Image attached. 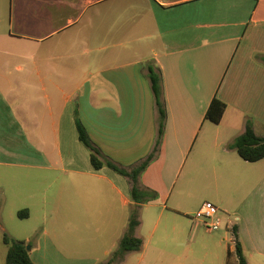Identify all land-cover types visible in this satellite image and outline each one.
I'll list each match as a JSON object with an SVG mask.
<instances>
[{"label":"crops","instance_id":"crops-1","mask_svg":"<svg viewBox=\"0 0 264 264\" xmlns=\"http://www.w3.org/2000/svg\"><path fill=\"white\" fill-rule=\"evenodd\" d=\"M150 59L166 121L140 184L157 197L138 208L140 249L107 263L128 226L131 185L92 166L74 108L114 162L143 158L156 136ZM213 97L225 103L217 123L206 118ZM248 123L264 136V0H0V264L4 233L30 243L34 264H156L170 259L169 237L173 264H238L235 239L248 264H264V157L246 161L232 147ZM201 172L222 234L198 222L186 232L175 206ZM145 219L150 240L161 227L148 249Z\"/></svg>","mask_w":264,"mask_h":264},{"label":"trees","instance_id":"trees-1","mask_svg":"<svg viewBox=\"0 0 264 264\" xmlns=\"http://www.w3.org/2000/svg\"><path fill=\"white\" fill-rule=\"evenodd\" d=\"M145 75L149 81L150 89L154 99L156 109V136L152 150L143 158L129 166H123L114 162L106 155L96 143L92 140L85 126L81 122L77 106L74 108V120L77 129L78 139L89 150L90 162L95 169L103 166L110 167L117 173L127 177L130 182V196L134 204L130 208V218L128 226L118 242L117 248L110 254L107 263L119 260L127 251L139 250L142 244L140 238L134 235V228L138 224V208L140 204L145 203L157 197V193L140 184V175L148 164L156 157L164 134L166 121V107L163 91L162 73L160 67L154 60L150 59L143 63ZM225 103L217 97H213L207 111L206 118L217 123L221 119ZM232 147L238 155L246 161H256L264 157V136L254 133L250 124L246 125L243 133L236 136L232 142ZM23 216V213L18 212ZM237 236V229H232ZM3 242L7 245L6 264H34L30 258L29 250L26 249V243L23 240L13 238L6 233L3 234ZM234 252L238 264H248L243 253L241 242L235 239Z\"/></svg>","mask_w":264,"mask_h":264},{"label":"rangeland","instance_id":"rangeland-1","mask_svg":"<svg viewBox=\"0 0 264 264\" xmlns=\"http://www.w3.org/2000/svg\"><path fill=\"white\" fill-rule=\"evenodd\" d=\"M183 170L184 169H182L181 174L183 173ZM180 177L182 178V175L177 178V183H176L175 188L173 189L171 199L175 198L177 196L176 189H177V186L179 185V181L181 179ZM207 184H209L208 177L205 176V173H203V172L199 173L198 176H196L195 179H193V181L191 183V186L189 188L190 194H188L187 196L182 198V201L179 205L175 204V206H178V208H180V210H181L182 215L179 214V217H181L182 219L186 218L189 221V224L186 225V232L190 231V227L194 228V224H196L197 222L201 224L200 227H202V225H203L201 220H196L193 218L195 211L198 209L197 204L201 203L202 201H206V200L211 201V202L214 201L213 198L211 197L210 191H206L204 189V186H206ZM171 199L169 200L170 205L172 204L170 202ZM213 203L216 204L215 202H213ZM217 207L219 208L218 214L220 216L224 215L222 209L218 205H217ZM5 209H6V207H5ZM48 222L46 224H48V226H49ZM142 227H143L142 234L144 236L143 247H145V249H148V247L150 248V246L155 242V240H157V237L159 236V233L161 231V229H160L161 227L158 228L154 232L153 238L151 240L149 239V235H148V231L151 228L150 224H148V219H145V222H144ZM215 231L222 234L224 231L223 224L220 226V228H218V230H215ZM228 236H230V235H228ZM225 243L230 244V246L232 244L228 237H227V242H225ZM27 245L30 246V243H26V246ZM177 245H178L177 239H175L174 237L167 238L166 246L168 247V249H167L168 253H170V254H168L170 256V259H168L167 261L156 263V264H173V262H172L174 259L173 257L178 254ZM135 253H138V252H135Z\"/></svg>","mask_w":264,"mask_h":264},{"label":"built area","instance_id":"built-area-1","mask_svg":"<svg viewBox=\"0 0 264 264\" xmlns=\"http://www.w3.org/2000/svg\"><path fill=\"white\" fill-rule=\"evenodd\" d=\"M219 208L211 201H203L195 211L193 218L201 220L204 227L208 230H217L222 225L223 221L218 214Z\"/></svg>","mask_w":264,"mask_h":264},{"label":"water","instance_id":"water-1","mask_svg":"<svg viewBox=\"0 0 264 264\" xmlns=\"http://www.w3.org/2000/svg\"><path fill=\"white\" fill-rule=\"evenodd\" d=\"M26 249H27V250H29V249H30V246H29V245H27V246H26Z\"/></svg>","mask_w":264,"mask_h":264}]
</instances>
